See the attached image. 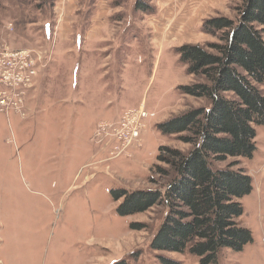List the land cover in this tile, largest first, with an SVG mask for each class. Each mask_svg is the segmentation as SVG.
Wrapping results in <instances>:
<instances>
[{
    "label": "rangeland",
    "instance_id": "obj_1",
    "mask_svg": "<svg viewBox=\"0 0 264 264\" xmlns=\"http://www.w3.org/2000/svg\"><path fill=\"white\" fill-rule=\"evenodd\" d=\"M145 1L153 12L137 0L0 1V49L43 54L21 114L0 112V264H201L151 248L163 206L123 216L112 191L163 189L167 179L153 171L160 147L190 146L158 124L206 104L181 91L198 78L178 48L216 42L201 25L235 18L242 0L212 6L182 39L158 33L154 0ZM256 130L253 157L228 161L252 177L239 218L252 241L225 248L217 264H264V124Z\"/></svg>",
    "mask_w": 264,
    "mask_h": 264
},
{
    "label": "trees",
    "instance_id": "obj_2",
    "mask_svg": "<svg viewBox=\"0 0 264 264\" xmlns=\"http://www.w3.org/2000/svg\"><path fill=\"white\" fill-rule=\"evenodd\" d=\"M35 1L41 7L56 3ZM136 9L154 11L145 0H137ZM236 12L233 19L221 15L203 22L201 29L216 42L178 48L189 74L198 78L180 89L206 104L158 124L190 146L160 147L153 171L167 179L163 189L112 191L115 200L123 199L117 207L123 216L163 206L166 211L151 248L188 252L201 264H217L225 248L240 251L252 241L251 231L239 220L245 212L240 199L252 193V177L239 162L228 161L253 157L256 127L264 124V0H242Z\"/></svg>",
    "mask_w": 264,
    "mask_h": 264
},
{
    "label": "built area",
    "instance_id": "obj_3",
    "mask_svg": "<svg viewBox=\"0 0 264 264\" xmlns=\"http://www.w3.org/2000/svg\"><path fill=\"white\" fill-rule=\"evenodd\" d=\"M41 53L35 54L28 48L14 49L9 45L0 49V84L3 87L0 90V112L14 110L15 113L21 114L20 110L23 109L27 96L24 91L34 87L33 78L38 75L41 68L39 62L43 57ZM22 91L23 94L20 95ZM12 92H15V96ZM136 133L137 130L133 132L134 135Z\"/></svg>",
    "mask_w": 264,
    "mask_h": 264
},
{
    "label": "crops",
    "instance_id": "obj_4",
    "mask_svg": "<svg viewBox=\"0 0 264 264\" xmlns=\"http://www.w3.org/2000/svg\"><path fill=\"white\" fill-rule=\"evenodd\" d=\"M55 1L56 6L58 4V7L60 6L61 2L63 4L66 3V0ZM70 1L80 3V0ZM224 1L226 0H154V5L158 10L156 14L160 15V19H158L159 21H155V26H158V28L157 26L156 28L158 33L162 32V36L165 32L166 37L163 38H168V36H171L175 39H182L185 35L188 36L191 31H193L190 28L196 27L198 30L200 23L199 19H202L205 14L211 10L212 6L221 4ZM111 3L112 1L110 4ZM96 19L97 18H95V20ZM167 24L173 25L166 29Z\"/></svg>",
    "mask_w": 264,
    "mask_h": 264
}]
</instances>
